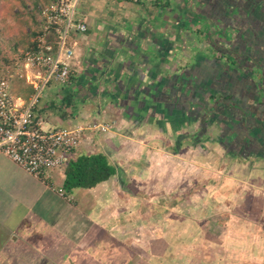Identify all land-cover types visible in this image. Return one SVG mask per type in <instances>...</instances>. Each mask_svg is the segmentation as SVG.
Wrapping results in <instances>:
<instances>
[{"label": "crops", "instance_id": "1", "mask_svg": "<svg viewBox=\"0 0 264 264\" xmlns=\"http://www.w3.org/2000/svg\"><path fill=\"white\" fill-rule=\"evenodd\" d=\"M76 17L87 31L70 37L74 75L44 90L37 114L53 128L108 125L74 156L102 153L115 175L67 192L65 169L38 178L0 153V264H150L155 212L177 236L220 235L224 253L247 230L263 242L264 0H81ZM180 68L197 84L186 113L159 94ZM208 92L223 103L203 134Z\"/></svg>", "mask_w": 264, "mask_h": 264}, {"label": "built area", "instance_id": "2", "mask_svg": "<svg viewBox=\"0 0 264 264\" xmlns=\"http://www.w3.org/2000/svg\"><path fill=\"white\" fill-rule=\"evenodd\" d=\"M81 0H52L39 9L36 45L22 53L25 82L33 94L28 100L12 93V76H0V153L35 177L64 170L81 147L87 131L105 133L108 125L90 123L70 128L47 127L37 111L44 90L65 86L74 75V33L87 26L76 17ZM134 2L147 0H133ZM59 193L63 195V190Z\"/></svg>", "mask_w": 264, "mask_h": 264}, {"label": "rangeland", "instance_id": "3", "mask_svg": "<svg viewBox=\"0 0 264 264\" xmlns=\"http://www.w3.org/2000/svg\"><path fill=\"white\" fill-rule=\"evenodd\" d=\"M51 1L52 0H24L27 5L26 7L30 9L28 11L36 12V19L38 21L36 24L39 25L37 27L34 25L32 29L30 26H24L21 34L16 24L13 25V22L16 19V21H22L23 16H19V14L20 11L23 10V4L19 0H11L10 3H6L4 8L0 10V28L4 29V34L1 35L0 33V44L3 41H14L16 43L18 41L20 44L18 52L16 53V58H22V53L25 52L23 48L26 44L22 43L23 40L24 42L26 41L25 35L28 36L27 40L29 39L31 43L32 40H34L29 36L32 30L38 34L40 30L39 9L44 5H48ZM35 4L36 7L32 10V6ZM184 205L187 206V204ZM187 208L189 209L191 206ZM183 210L185 209L183 208ZM257 211V209H254L252 213H257ZM170 217H173V215L162 218L156 215L155 212V216L152 215L149 220L145 221L144 225L147 226L149 224L150 229L148 230L147 228L148 232H146L147 230L144 231L146 234L143 235V238H145V240L149 239L152 244L151 248L155 249V253L150 256V264H264V239L262 242L260 238L253 236V231L247 230V234L242 240L236 239L239 241V244L244 243L240 253L237 251L238 247H234L236 249L231 252L226 251V253H224L223 247L220 246L222 243L220 235L210 238L203 236L196 237V233H192L191 229H187L183 233V236H177L173 229L175 223ZM251 218H253V216H251ZM252 222L255 223V221ZM140 223H142V221H136L135 235L139 234L141 236L142 230L138 228L140 227ZM159 223L160 226H157ZM164 223L169 225L166 230H164V227L167 225H164ZM247 228L253 229V227L249 226H247ZM215 230H213V232ZM159 231L163 232L159 233ZM180 244L184 246L183 249L179 246ZM137 264H139V262H137Z\"/></svg>", "mask_w": 264, "mask_h": 264}, {"label": "trees", "instance_id": "4", "mask_svg": "<svg viewBox=\"0 0 264 264\" xmlns=\"http://www.w3.org/2000/svg\"><path fill=\"white\" fill-rule=\"evenodd\" d=\"M23 4V10L20 11L19 16L22 17V21H14L13 25L19 28L20 34L23 31L24 26H30L32 29L34 25L37 27L39 24H36V12H29V7L27 8L24 0H19ZM11 0H0V10L4 8L6 3H10ZM36 4L32 6V10L35 9ZM38 16V12H37ZM1 29V28H0ZM40 31V30H39ZM1 35L4 34V29L0 30ZM39 33V32H38ZM32 42L27 35H25L26 46L23 48V51L30 50L33 46L36 45L38 34L37 32H31L29 35ZM19 42L17 41H3L0 44V76H12L11 85L12 92L14 96L20 97L22 99H29L30 95L33 94L31 86L25 82V70L23 68V57L18 59L16 58V53L18 52ZM21 85L25 86L27 90L25 94L17 91ZM24 89V87H22ZM15 89V91H14ZM65 180L64 188L67 192H71L74 189H93L102 182L109 180L112 176L115 175V166L110 164L106 155L102 153L92 154V155H75L68 162L65 170Z\"/></svg>", "mask_w": 264, "mask_h": 264}, {"label": "water", "instance_id": "5", "mask_svg": "<svg viewBox=\"0 0 264 264\" xmlns=\"http://www.w3.org/2000/svg\"><path fill=\"white\" fill-rule=\"evenodd\" d=\"M220 58L218 61H222L225 65H230L233 61L231 54L226 51L224 53H221ZM217 59V57H216ZM185 69H178V71L175 74L172 75H166V77L163 78L162 84L160 82L159 87V94L162 95L165 101H167L168 104H172L173 107L179 108L180 112H187L189 108L188 102L190 101L188 99L189 94H192V89H194L197 84L196 80L189 76L187 77ZM158 90V89H157ZM223 103L222 97L220 95H217V93L214 92H208L206 102L200 106V111L203 114L204 118L202 117L201 120V132L203 134L206 133V126H205V117H210L217 109L218 107ZM177 108V109H178ZM241 110V109H240ZM200 111H198L199 115ZM198 115V116H199ZM209 120V119H208ZM207 123V121H206ZM241 134L240 138H234L233 144L240 143V141L244 142V135L241 132L236 133ZM235 147V146H234Z\"/></svg>", "mask_w": 264, "mask_h": 264}]
</instances>
